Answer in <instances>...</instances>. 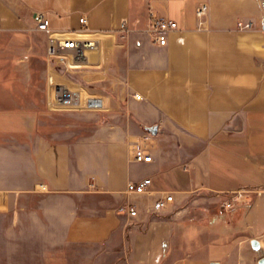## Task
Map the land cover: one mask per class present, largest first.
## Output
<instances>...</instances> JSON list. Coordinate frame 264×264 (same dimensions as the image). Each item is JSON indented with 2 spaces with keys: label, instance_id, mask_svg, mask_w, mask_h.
I'll return each instance as SVG.
<instances>
[{
  "label": "crops",
  "instance_id": "obj_1",
  "mask_svg": "<svg viewBox=\"0 0 264 264\" xmlns=\"http://www.w3.org/2000/svg\"><path fill=\"white\" fill-rule=\"evenodd\" d=\"M38 11L60 32L87 17L98 49L69 81L102 96L111 122L49 107ZM151 11L179 24L167 45L147 32ZM260 25L257 0H0V264H259L264 193L230 217L216 206L264 187ZM150 124L153 160L136 162ZM146 177L148 193L127 192ZM164 192L174 201L155 211Z\"/></svg>",
  "mask_w": 264,
  "mask_h": 264
},
{
  "label": "built area",
  "instance_id": "obj_2",
  "mask_svg": "<svg viewBox=\"0 0 264 264\" xmlns=\"http://www.w3.org/2000/svg\"><path fill=\"white\" fill-rule=\"evenodd\" d=\"M261 8V27H264V0H257ZM208 11V5L202 3L197 9L198 16H204ZM151 22L147 29L152 40L159 45H167L169 34L179 26L175 19L165 16H154L151 11ZM34 20L36 28L46 33L47 36V102L53 109L103 111L106 109L105 100L99 95H87L83 89L72 84L67 74L73 73L79 66L89 61L90 51L98 49V39L93 36H85L87 17L82 16L80 22L83 24L81 32L55 31L50 25V19L43 12H35ZM255 26L253 21H239L240 29H250ZM121 30L129 33L130 24L128 19L121 23ZM137 98L141 95L136 94ZM152 135L145 133L140 141L134 143L133 159L136 162H150L153 160L151 152ZM152 178L146 177L142 180H130L127 184L129 194H145L150 191ZM255 193L261 196L264 187L253 189H241L225 196L216 206L219 214L230 217L233 215L237 204L241 202L246 194ZM174 201L172 192H164L154 203V210L161 211ZM130 215L138 214V209L128 203L121 207Z\"/></svg>",
  "mask_w": 264,
  "mask_h": 264
},
{
  "label": "rangeland",
  "instance_id": "obj_3",
  "mask_svg": "<svg viewBox=\"0 0 264 264\" xmlns=\"http://www.w3.org/2000/svg\"><path fill=\"white\" fill-rule=\"evenodd\" d=\"M73 75L72 74H67V77H68V80L69 78H74L76 79V77H72ZM73 80V79H72ZM62 111H67L66 109H62ZM71 111H83V110H71ZM99 113H101V116L96 120V124H101V123H104V122H111L112 121V118L110 116L107 115L108 111L107 110H103V111H99ZM115 122V121H114ZM155 124H150L146 127L145 129V133L147 134H150V135H154L153 133H151L149 130H148V127L150 126H153ZM144 133V134H145ZM165 187H170V185H168L167 183H165L164 185Z\"/></svg>",
  "mask_w": 264,
  "mask_h": 264
},
{
  "label": "water",
  "instance_id": "obj_4",
  "mask_svg": "<svg viewBox=\"0 0 264 264\" xmlns=\"http://www.w3.org/2000/svg\"><path fill=\"white\" fill-rule=\"evenodd\" d=\"M148 130H149L151 133H153V134H157V133H158V125L155 124V125H153V126H150V127H148ZM256 243H258V242H257V241H254V242H253V244H255V245H256ZM259 264H264V257L260 259Z\"/></svg>",
  "mask_w": 264,
  "mask_h": 264
},
{
  "label": "bare ground",
  "instance_id": "obj_5",
  "mask_svg": "<svg viewBox=\"0 0 264 264\" xmlns=\"http://www.w3.org/2000/svg\"><path fill=\"white\" fill-rule=\"evenodd\" d=\"M83 35L88 36V34H83ZM96 50H97V49L90 51V54H91L93 51H96ZM90 54H89V58H90ZM79 67H81V66H79Z\"/></svg>",
  "mask_w": 264,
  "mask_h": 264
}]
</instances>
